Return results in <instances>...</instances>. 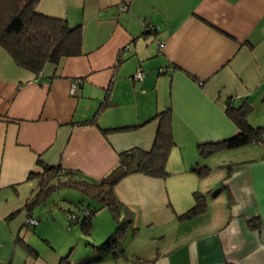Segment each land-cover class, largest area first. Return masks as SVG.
Returning <instances> with one entry per match:
<instances>
[{
	"label": "crops",
	"instance_id": "0c3cea01",
	"mask_svg": "<svg viewBox=\"0 0 264 264\" xmlns=\"http://www.w3.org/2000/svg\"><path fill=\"white\" fill-rule=\"evenodd\" d=\"M36 11L79 26L82 54L35 75L0 46V262L18 264L19 246L27 252L24 264H59L66 255L45 257L29 233L22 235L23 227L35 226L26 222L35 207L28 204L42 189L44 166L99 182L121 152L151 149L158 128L153 117L169 109L176 145L167 176L132 173L113 188L133 213L132 229L149 237L127 251L125 238L137 236L128 233L122 256L105 263L264 264V140L240 147L243 158H219L226 171L216 178L210 156L200 160L196 153L199 142L237 133L225 113L229 101L247 104L248 124L264 127V0H39ZM137 71L141 79L133 77ZM128 126L137 127L101 131ZM196 164L210 173L198 175ZM196 191L204 195V209L183 216ZM55 214L52 223L60 226L61 213ZM105 214L92 215L91 228L103 216L101 228L114 230ZM251 217L258 228L248 224ZM92 246L88 262L101 264L96 253L111 255Z\"/></svg>",
	"mask_w": 264,
	"mask_h": 264
},
{
	"label": "trees",
	"instance_id": "16d2710c",
	"mask_svg": "<svg viewBox=\"0 0 264 264\" xmlns=\"http://www.w3.org/2000/svg\"><path fill=\"white\" fill-rule=\"evenodd\" d=\"M39 0H0V46L12 57L14 62L35 75L41 73L48 64L57 66L63 58L80 56V27L70 28L62 19L51 18L36 11ZM134 77V76H133ZM100 104V109L104 108ZM225 113L237 127V133L218 141L199 142L196 145L198 159H205L224 150H233L252 142L262 141L264 127L253 128L248 124L251 108L242 103L234 106L229 101ZM158 128L152 147L149 151L132 148L119 155L118 165L99 182L90 183L75 177L74 172H61L59 168L44 166L42 191L34 196L28 205H36L47 192L56 188H70L81 195L97 202V206L88 207V214L80 220L83 232L88 233L91 227V217L96 212L107 209L115 221V228L107 239L99 246H92L102 254L111 253L113 258L122 256V242L128 233L135 234L132 229V211L119 202L113 194V188L128 174L141 173L150 177L163 178L167 176L166 165L173 147L176 145L171 131L170 110L156 114ZM137 126L101 129L103 133L127 131ZM204 177L210 173L206 165L196 164L193 169ZM194 204L183 216L190 217L199 213L205 207L206 200L200 192H194ZM31 210V209H30ZM73 219L79 216L70 213ZM256 217L247 219L253 227L258 224ZM70 220V219H69ZM72 221V219L70 220ZM68 256L61 257L59 264H67ZM227 264V263H226Z\"/></svg>",
	"mask_w": 264,
	"mask_h": 264
},
{
	"label": "rangeland",
	"instance_id": "374dc122",
	"mask_svg": "<svg viewBox=\"0 0 264 264\" xmlns=\"http://www.w3.org/2000/svg\"><path fill=\"white\" fill-rule=\"evenodd\" d=\"M244 150L240 149H234V150H226L222 154L213 155L210 156V164H212V176L213 178L215 174L226 171V166L223 165V167L220 165V159L224 158V160L228 161L230 160H236V158H243L244 156ZM234 158V159H233ZM211 180H216L212 179ZM212 184H215L214 181ZM40 189L38 192H41ZM54 193L51 194L50 197V190L47 192V194L43 195L41 199H39L38 203L34 205V215L33 219L38 220L37 224L34 227L26 228L23 227L22 235L29 233L30 234V243L34 245L42 254L43 256L47 257V254H50L51 256H59L60 254L64 253L66 251V255L68 256V262L67 264H99L98 261H87V252L89 251V246L93 244V242H102L107 239L109 234L111 232L104 231L101 227H104L103 222V216H100L101 218L99 220H96V226L95 228H91L88 233L83 232L80 221L84 214L82 211L84 209L88 210V204L93 207H96L98 204L96 201H93L92 199L85 197L80 194L78 190L70 189V188H56L53 191ZM217 192V191H216ZM214 198V195H208L207 201L209 203H212ZM81 205V211H79L77 208ZM52 209H55L52 211ZM105 211V215H108L107 217H111L110 213L107 209H103ZM73 212L75 216H79L78 219H72V221L69 220V222H72L68 224L67 220V213ZM101 211V210H100ZM100 211L96 212L95 214L99 213ZM55 213H61V216H58L56 218H60L58 223L61 224L55 225L52 222H54ZM109 218V221H111ZM27 220V219H26ZM78 220V222H76ZM113 220V219H112ZM115 222V221H114ZM93 224V223H92ZM113 229L115 228V223L112 225ZM91 232V234H90ZM109 232V233H108ZM136 237L130 236L128 238H125V249L127 251H130V247L136 248L139 243L143 242L145 238L149 237V231H146L144 229H139L136 231ZM25 239L28 241V239L25 237ZM47 240H50V245L48 244ZM154 243H158V239H152ZM29 242V241H28ZM128 243V244H127ZM152 250H156L154 247L151 248ZM18 251L21 252V259L17 260L15 259V262L18 264H24L23 257L27 255V252L25 251L24 247H18ZM73 250V253H72ZM90 252V251H89ZM72 253V255H71ZM58 254V255H57ZM147 254H150L147 253ZM97 256H102L101 264H107L104 260L108 259L109 261H112L113 256L112 255H99L96 253ZM55 256V257H56ZM64 257V256H63ZM108 257V258H106Z\"/></svg>",
	"mask_w": 264,
	"mask_h": 264
},
{
	"label": "built area",
	"instance_id": "2783aa9c",
	"mask_svg": "<svg viewBox=\"0 0 264 264\" xmlns=\"http://www.w3.org/2000/svg\"><path fill=\"white\" fill-rule=\"evenodd\" d=\"M119 9H120L121 11H125V10H126V6H125V5H122V6L119 7ZM158 45H159V49H160V50H161V49L163 48V46H164L163 43H159ZM142 77H143V72H142V71H137V72L135 73V75H134V78H135V79H141ZM77 83H78L77 81L72 83V90L76 88ZM82 213H83V214H88L87 211H83ZM68 218H69V219H73V216L68 215ZM26 222H27V224L30 225V226H33V225H36V224H37V220H34L32 217H29V218L26 220ZM0 264H4V263L0 262Z\"/></svg>",
	"mask_w": 264,
	"mask_h": 264
}]
</instances>
